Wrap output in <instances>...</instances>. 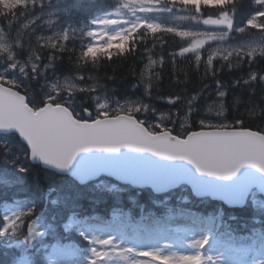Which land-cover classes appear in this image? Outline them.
I'll return each mask as SVG.
<instances>
[{"label":"trees","instance_id":"obj_1","mask_svg":"<svg viewBox=\"0 0 264 264\" xmlns=\"http://www.w3.org/2000/svg\"><path fill=\"white\" fill-rule=\"evenodd\" d=\"M153 2L159 10L147 11L145 19L151 18L158 26L148 28L145 21L109 46L90 47L93 37L89 23L107 11L123 8L124 0L0 1V32L15 58L47 63L52 74L70 76L81 86L97 87L120 99H143L162 114L182 119L189 114L193 128L203 119H223L238 124L234 127L264 133V53L231 48L219 54L210 51V46L188 50L192 28L198 24L195 16L229 13L235 24L242 26L260 10L259 0ZM46 9L48 14L54 13L56 21L47 26L48 30L55 27L54 31L44 34L43 26L30 24L27 19L43 15ZM256 30L246 27L238 34V42L246 41ZM51 32L56 36H50ZM29 79L28 88L16 89L37 109L44 103L37 98L42 89L38 80L32 76ZM76 95L81 105L91 108L86 90ZM3 176L12 186L0 185V225L5 204L17 200L23 210L16 221L17 231L0 235V264H40L35 258L36 248L27 240L29 225L38 217L59 244L86 250L89 243L74 230L64 233L72 214L107 219L114 210L122 209L138 221L151 210L160 216V209L152 202L156 195L150 190L130 188L131 192L116 198L109 191L91 192L69 177H59L32 164L28 148L16 134L0 135V178ZM206 212L216 223H222V231L228 228L238 240L255 229L264 230V212H255L251 204L228 209L210 201L209 206L198 210L200 215Z\"/></svg>","mask_w":264,"mask_h":264},{"label":"water","instance_id":"obj_2","mask_svg":"<svg viewBox=\"0 0 264 264\" xmlns=\"http://www.w3.org/2000/svg\"><path fill=\"white\" fill-rule=\"evenodd\" d=\"M10 133L28 146L33 163L80 183L104 174L157 193L187 183L198 196L234 207L254 188L264 194V135L250 130L200 131L187 140L151 135L127 117L87 123L64 107L35 112L24 96L0 85V134Z\"/></svg>","mask_w":264,"mask_h":264},{"label":"rangeland","instance_id":"obj_3","mask_svg":"<svg viewBox=\"0 0 264 264\" xmlns=\"http://www.w3.org/2000/svg\"><path fill=\"white\" fill-rule=\"evenodd\" d=\"M132 4L125 11H113L103 15L94 21L93 34L95 36L94 45H99L105 37L113 39L123 33L124 29L135 27L141 23L144 17L140 14L149 9L142 0H127ZM118 13V14H117ZM103 20V21H102ZM214 35H208L197 40L201 45ZM4 43L0 37V45ZM4 69L0 70V81L15 83L17 79L27 77L26 64L18 62H9L3 65ZM35 71V64L31 66ZM48 85V84H46ZM41 86L45 87L44 84ZM64 87V92L62 89ZM87 95L94 98L93 107L96 113L101 116L108 115L107 108L110 110L126 111L128 113H137L141 116V121L146 122L149 126L156 127L163 131L176 128L182 133L187 132V121H180L163 116H154L152 118L149 110L139 101H112L109 102L106 96L99 94V88H84ZM44 99L54 98L57 104H69L74 108L78 115L80 110L74 105L76 98L74 93L77 90L75 84L70 81L55 79L46 87ZM98 90V91H97ZM48 91V93H47ZM47 93V94H46ZM79 104V103H77ZM169 118L170 120H166ZM169 122V123H168ZM210 123V121L206 122ZM214 126H228L224 122H212ZM96 189L109 188L113 193H120L123 190L117 188L107 180H100L92 183ZM187 190L181 188L176 192L181 201H187ZM173 195L164 198V206L171 209L166 213L170 214L169 219L163 224H159L153 219H147L148 226L138 227L136 224H129V239L124 237L120 229L119 214L113 220V224H103L97 219L88 221L86 226L79 227L80 233L91 242V248L88 254L82 258L76 256L69 248L53 245L45 249L46 264H191L198 263L199 254L202 253L201 245L204 243V249H207L209 260L202 261V264H264V235L261 238L248 241L239 246L233 243L221 241L215 236L205 234V227L195 225L193 222L183 220L177 209L170 203ZM253 204L261 210H264V202L252 196ZM17 206L8 205L3 211L5 224L0 230V234L5 231L14 220ZM80 225L76 220L70 221V226ZM151 227V228H150ZM140 229V230H139ZM47 230L41 225L40 220H36L29 233V239L36 244L42 243L47 237ZM251 240V238H248ZM207 241V243H205Z\"/></svg>","mask_w":264,"mask_h":264},{"label":"snow or ice","instance_id":"obj_4","mask_svg":"<svg viewBox=\"0 0 264 264\" xmlns=\"http://www.w3.org/2000/svg\"><path fill=\"white\" fill-rule=\"evenodd\" d=\"M128 5L127 4H125V7H127ZM118 14V13H117ZM103 21V20H102ZM205 243H207V241H205Z\"/></svg>","mask_w":264,"mask_h":264}]
</instances>
